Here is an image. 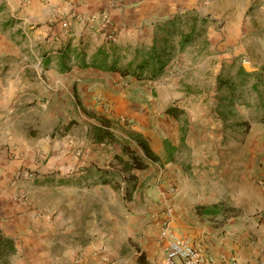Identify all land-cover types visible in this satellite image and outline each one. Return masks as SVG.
<instances>
[{
    "label": "crops",
    "instance_id": "1",
    "mask_svg": "<svg viewBox=\"0 0 264 264\" xmlns=\"http://www.w3.org/2000/svg\"><path fill=\"white\" fill-rule=\"evenodd\" d=\"M18 1L24 26L34 24L31 26L34 27L39 23L34 29V37L41 38V41L35 54L37 63L23 62L18 73H14L12 69L14 63L11 48L5 47L0 51V217L3 219L0 220V230L15 240L17 248L22 244L28 247L34 246L38 264H66V261H70V257L75 259L70 255L71 253H68L71 252V247L64 248L63 257L61 252V247L65 244L62 239L67 234L70 235L72 227L66 226L65 229H70L66 233L59 223L48 221V218L43 219L45 216L34 218L26 202L17 203L8 198L15 190L5 185L6 179L11 175L12 178L16 172L18 176L21 166L29 167L32 163L29 159L32 157L30 155L45 152L50 143L60 147L58 130L62 125L66 128L72 126L63 132L66 138L65 146L72 149L69 150L68 155L73 156L67 165L70 167L86 165L85 154L83 159L74 154L80 144L71 135L73 130L71 128L78 120L80 127L89 132L91 137L94 128H106L96 120L92 121L91 118L103 117L104 112L91 111L92 107L102 110L98 99L104 97L111 101L115 98L118 105L125 108L128 95L124 92V78L132 83L145 79L132 75L124 76L118 71L103 69L102 66L83 65V62L88 64L97 60V63L103 66L114 63L125 67L139 61L142 58L141 52L153 45L159 50L164 48V45H168L170 50V57L165 65V72L169 70L170 75L163 76L165 73H162V80L154 82H159L160 90L158 88L157 92H161L162 89L163 97L168 100L164 112L159 114V117L164 121L168 119L172 125H176L175 133L179 137L178 140L170 137L168 127H163L164 140H169L178 146L184 139V142L189 144L188 137L193 131L192 123L183 124L180 121L182 115L174 116L166 110L177 109L176 103L184 93L189 96L202 95L201 91L197 93L196 84L183 78L181 71L183 67L197 68L204 65L205 49L201 47L198 51H194L191 55L194 57L192 59L186 56L189 52V44L187 46L180 44L182 35L195 28L202 14L199 11L204 10L205 3L208 2L206 5H210L209 3L217 0L210 2L209 0ZM226 1L232 4L242 2V0ZM243 1L248 2L249 5H261L262 8L257 13L264 14L262 10L264 0ZM10 7L13 14L14 6L11 3ZM182 11H187L186 15H180ZM262 14L260 18H264ZM105 16L110 22L109 25L105 24ZM181 17H187L190 29L187 30L180 25L184 21V18L181 21ZM177 21L181 23L177 24ZM261 21L260 29H263L264 20ZM109 27L115 30L113 39H108L106 36ZM65 53L70 60H62ZM78 53L81 55L79 58L76 56ZM38 55L41 56L40 59ZM218 63L219 61L216 64ZM118 77L123 80H120V84L116 82L115 85L114 79ZM147 82L152 83V80L148 79ZM114 85L123 89L115 94L110 91ZM62 86L65 89L63 95L60 89ZM43 97L46 98L41 101L40 98ZM145 109L149 108L145 107ZM138 110L139 108L133 109V112L112 113L116 118L122 117L121 122L124 118L133 120L132 131L128 132L127 137L130 138L133 134L142 135L154 150L151 139L147 136L151 131L150 120L159 112ZM85 113L89 115L88 119ZM83 120L90 121V125L83 124ZM114 124L117 125L116 122ZM16 130L31 139L26 141V149H28L26 153L20 154L18 145H15L12 134ZM31 131L37 132L38 135L33 136ZM110 131L112 139L107 137L102 141L96 138L95 132L92 144L108 147V142L115 143L119 138L122 140L117 130L115 132L113 127H110ZM32 139L36 144L31 142ZM37 144L40 145L39 148ZM16 148L18 151H14ZM141 149L143 151L142 146ZM15 152L17 154L14 155ZM172 160L168 159V162ZM230 163L234 179L231 180L232 192L226 194L228 197L225 191L218 192V187L210 188V194L205 196L204 193H207L205 184L196 187L195 178L186 179V185L182 189L176 188V183L171 177L165 176L162 181L158 179L157 188L153 189L155 195L145 196L141 206L145 235L136 239L142 243V240L146 239L145 236L149 237L150 233L156 231V239L160 243V248L162 247L164 256L167 242L159 238V231L166 221L175 236L188 239L203 248L207 254L214 257L215 264H264V151L261 149L255 155L249 154L243 162L233 158ZM241 163L244 164L242 169ZM60 166L63 167L65 164ZM191 171L197 177L199 175L206 177L210 173V170H207L197 174L193 168ZM43 177L46 178L45 182L55 183L59 180V176H53V179L48 175ZM223 199H227L230 209L236 211L222 210L219 205L214 207L213 212H208V208L204 207L226 202ZM40 218L43 220L41 221ZM21 230L23 232H20ZM151 246L153 252L155 245ZM88 249L84 259L77 264H106L105 260L109 264L116 261L133 264L126 258L113 260L115 256L107 246L105 251H97L98 248H93L92 245ZM158 250L156 247V251ZM91 252L93 255H90ZM145 252L148 262H155L154 256L150 257L149 250L145 249Z\"/></svg>",
    "mask_w": 264,
    "mask_h": 264
},
{
    "label": "rangeland",
    "instance_id": "2",
    "mask_svg": "<svg viewBox=\"0 0 264 264\" xmlns=\"http://www.w3.org/2000/svg\"><path fill=\"white\" fill-rule=\"evenodd\" d=\"M10 3L14 6L13 14ZM207 3L204 10L199 11L202 14L195 24L186 55L190 58L194 51L203 47L205 64L197 68L183 67L181 71L183 78L196 84L197 93L201 91L202 95L189 96L184 93L176 103L177 109L181 110L180 121L186 125L192 123L193 131L188 137L189 144L182 139L174 152L172 162H168L163 127H168L170 137H175V140L179 136L175 133L176 125L159 117L168 103L163 97L162 89L157 92L162 77L170 75L169 70H164L162 77V74L158 78L144 77V81L132 83L124 78V92L128 95L125 108H121L115 98L110 101L104 97L98 99L102 110L92 107V112H104L112 120L110 127L119 132L122 140L119 138L115 143L108 142V147L93 145L96 129L92 130L91 137L89 132L80 127V121L77 120V124L71 128V135L80 144L74 154L82 159L85 154L86 165H67L73 156L68 155L72 149L65 146L63 132L72 126L66 128L62 125L58 130L60 147L50 143L45 152L30 155L32 163L29 167L21 166L18 176L16 172L12 178L11 175L6 179L5 185L15 190L8 198L17 203L26 202L34 218L45 216L42 218L59 223L66 233L70 229L65 227H72L70 235L67 234L62 239L65 244L62 245L61 252L63 257L64 248L71 247V252L68 253L75 259L69 256L70 261H66V264L82 261L87 254L86 249L91 245L98 248L97 251H105L107 246L115 256L113 260L126 258L133 264H142L139 257L143 253L146 258V249L149 250L150 257L154 256L155 262H149L150 264H163V251L156 239V231L150 233L149 237L145 236L142 243L136 239L145 235L141 206L145 196L155 195L153 189L157 188L158 179L162 181L165 176L171 177L176 188L182 189L186 185V179L195 178L196 187L205 184V196L210 194L212 187H218V192L225 191L226 195L227 192H232L231 180L234 179L230 160L237 158L243 162L249 154L255 155L261 149L264 151V123L261 121L264 115V28L260 29L261 20L264 18H260L262 13H257L262 6L249 5L243 0L238 4L228 3L226 0H217L209 3L210 5H206ZM186 12L179 14L186 15ZM22 17L18 0H0V51L5 47L11 48L14 73L19 72L25 61L37 63L35 54L41 41V38L34 37V29L39 23L34 27H31L34 24L24 26ZM182 18L184 21L180 24ZM186 19L187 17H181L177 24L188 30L190 26ZM38 57L40 59L41 56ZM66 60L70 59L67 57ZM245 62L250 64L251 70L244 68ZM148 79L152 83L147 82ZM120 80L123 78L114 79L115 85L116 82L120 84ZM155 80L159 82H154ZM115 85L110 91L118 94L123 87ZM60 89L63 95L65 89L63 86ZM45 98L40 100L44 101ZM132 108H139V112H159L151 118V131L147 136L151 139L154 150L160 155L159 160L147 158L134 135H129L131 139L127 137L128 132L132 131L134 121L124 118L121 122L122 117L116 118L112 113L133 112ZM85 114L88 119L89 115ZM104 114L102 115L105 117ZM99 117L91 118L92 121L94 119L102 124V117ZM82 123L90 125L88 120H83ZM104 127L107 128V125ZM31 134L35 137L38 135L33 131ZM12 135L20 154L26 153V141L31 139L24 133L21 135L19 130ZM31 142L36 144L34 139ZM39 147L37 144V148ZM15 150L18 151L17 148ZM130 152L140 158L141 166L131 169L126 167L121 159L131 158ZM51 162L53 163L50 164ZM59 164L65 166L61 167ZM240 167L242 169L244 164L241 163ZM192 168L197 174L207 170L210 173L206 177H197L193 175ZM47 175L49 178L59 176L58 182H45L46 178L43 176ZM226 202L221 209L235 212ZM0 220L3 219L0 217ZM151 245H155L153 252ZM34 248L26 244L17 248L15 244V249L11 250L6 244L0 250V264H38ZM105 262L109 264L108 261Z\"/></svg>",
    "mask_w": 264,
    "mask_h": 264
},
{
    "label": "trees",
    "instance_id": "3",
    "mask_svg": "<svg viewBox=\"0 0 264 264\" xmlns=\"http://www.w3.org/2000/svg\"><path fill=\"white\" fill-rule=\"evenodd\" d=\"M193 32H194V29H192L190 32L186 34H183L182 39H181V44H180L181 46L187 45L192 40ZM168 48H169L168 45H164V48L159 50L156 45H153L151 48L141 52L142 58L139 61L130 63L128 66H125V67L118 66L117 64H114V63H111L107 66H103L99 62L97 63V60H94L88 64L83 62V65H92V66H97V67L102 66L103 69L118 71L124 76L132 75L140 79L144 77L158 78L164 72L165 65L170 57V54H169L170 50ZM67 55L68 54L66 53L63 54L62 56L63 61L66 60V58L68 57ZM76 56L79 58V56L81 55L78 53L76 54ZM166 112L174 116H179L181 113V110L176 109V108H168ZM101 121H102V125H107V128H103V127L97 128L96 138L100 141L104 140L107 137H110L112 139V132L110 131V126H111L110 124L112 123V120L103 116ZM261 121L264 123V115L262 116ZM133 135L137 139L138 143L142 146L144 154L147 158H150L154 161L160 159V155L157 154L151 148L146 138H144L142 135H139V134H133ZM164 141H165L164 143L166 146V152L168 153V159L172 160L174 158V152L178 146L172 144L169 140L165 139ZM130 155H131V158L129 159H124L123 157L121 159L123 160V163L126 165L127 168L131 169V168L139 167L142 165L140 158L137 157L135 153L130 152ZM104 181H107V179L104 178ZM223 204L224 202H221L220 204L212 205V207H208V206H204V207L208 208L207 209L208 212H213L214 207H218L219 205L222 206ZM6 244L11 250L15 249V240L12 237L6 236L0 230V250ZM143 255L144 254L142 253L139 257L140 262L142 264H150L149 262H147L146 258Z\"/></svg>",
    "mask_w": 264,
    "mask_h": 264
},
{
    "label": "built area",
    "instance_id": "4",
    "mask_svg": "<svg viewBox=\"0 0 264 264\" xmlns=\"http://www.w3.org/2000/svg\"><path fill=\"white\" fill-rule=\"evenodd\" d=\"M105 24L109 25L107 16L104 17ZM108 39H113L115 30L109 27L106 33ZM159 238L167 242L163 256V264H215L213 256H210L203 248L190 242L188 239L175 236L168 222H164L159 231ZM112 264H124L116 261Z\"/></svg>",
    "mask_w": 264,
    "mask_h": 264
},
{
    "label": "water",
    "instance_id": "5",
    "mask_svg": "<svg viewBox=\"0 0 264 264\" xmlns=\"http://www.w3.org/2000/svg\"><path fill=\"white\" fill-rule=\"evenodd\" d=\"M244 68H245L246 70H251L250 64L247 63V62L244 63Z\"/></svg>",
    "mask_w": 264,
    "mask_h": 264
}]
</instances>
